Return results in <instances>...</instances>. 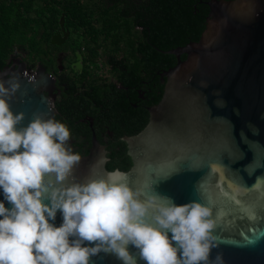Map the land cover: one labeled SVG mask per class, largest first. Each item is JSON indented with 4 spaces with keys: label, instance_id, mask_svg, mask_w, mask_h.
I'll return each instance as SVG.
<instances>
[{
    "label": "water",
    "instance_id": "1",
    "mask_svg": "<svg viewBox=\"0 0 264 264\" xmlns=\"http://www.w3.org/2000/svg\"><path fill=\"white\" fill-rule=\"evenodd\" d=\"M207 6L200 39L166 52L177 63L165 73L147 125L128 139L133 164L124 181L144 200L171 197L211 207L217 246L210 260L221 254L224 264H264V0H209ZM10 75L20 81L10 100L14 113H24L18 127L36 116L54 117L43 93L54 81L42 69L35 80L23 64ZM106 172L105 159L94 154L81 158L66 182ZM61 222L58 211L55 223ZM128 247L137 264H147ZM90 264L123 262L101 251Z\"/></svg>",
    "mask_w": 264,
    "mask_h": 264
},
{
    "label": "clouds",
    "instance_id": "2",
    "mask_svg": "<svg viewBox=\"0 0 264 264\" xmlns=\"http://www.w3.org/2000/svg\"><path fill=\"white\" fill-rule=\"evenodd\" d=\"M19 88L18 76L0 77V264H90L101 251L137 264L130 244L147 264H224L221 254L210 260L217 237L207 204L141 199L120 168L66 182L81 160L71 130L42 116L18 127L24 113L10 100Z\"/></svg>",
    "mask_w": 264,
    "mask_h": 264
},
{
    "label": "flooded vegetation",
    "instance_id": "3",
    "mask_svg": "<svg viewBox=\"0 0 264 264\" xmlns=\"http://www.w3.org/2000/svg\"><path fill=\"white\" fill-rule=\"evenodd\" d=\"M130 30L132 45L114 35H102L87 44L84 35L76 36L64 25L51 32L40 51L37 45L33 50L15 48L0 60V73H8L7 77L23 64L31 80L42 69L54 81L43 93L55 111L54 118L70 128L69 145L81 158L107 157V171L120 168L127 172L132 167L128 139L147 125L150 108L164 93L165 73L177 63L174 56L175 64L148 65L144 28ZM53 36L57 44H52ZM185 58L181 56V60Z\"/></svg>",
    "mask_w": 264,
    "mask_h": 264
},
{
    "label": "trees",
    "instance_id": "4",
    "mask_svg": "<svg viewBox=\"0 0 264 264\" xmlns=\"http://www.w3.org/2000/svg\"><path fill=\"white\" fill-rule=\"evenodd\" d=\"M208 1L0 0V60L15 48L33 50L37 45L40 51V44L49 42L51 32L61 28L64 17L65 28L74 30L76 36L84 35L87 44L97 42L102 35H114L132 45L130 29L144 28V60L148 65L161 61L175 64V57L166 52L200 39L209 13ZM79 29L85 33L79 34Z\"/></svg>",
    "mask_w": 264,
    "mask_h": 264
},
{
    "label": "rangeland",
    "instance_id": "5",
    "mask_svg": "<svg viewBox=\"0 0 264 264\" xmlns=\"http://www.w3.org/2000/svg\"><path fill=\"white\" fill-rule=\"evenodd\" d=\"M85 1H89V0H85ZM81 31H85V29H80V32H81ZM80 32H79V33H80ZM125 41H126V42L129 41V36H127V37L125 38ZM109 43H110V42H109ZM109 43H108L107 45H109ZM124 44H125V43H124ZM124 44H121V45H124ZM127 45H131V44H128V43H127ZM109 48H110V47L108 46L106 49H109Z\"/></svg>",
    "mask_w": 264,
    "mask_h": 264
},
{
    "label": "snow or ice",
    "instance_id": "6",
    "mask_svg": "<svg viewBox=\"0 0 264 264\" xmlns=\"http://www.w3.org/2000/svg\"><path fill=\"white\" fill-rule=\"evenodd\" d=\"M169 172H170V170H166L165 172H162L161 175H162V174H167V173H169Z\"/></svg>",
    "mask_w": 264,
    "mask_h": 264
}]
</instances>
